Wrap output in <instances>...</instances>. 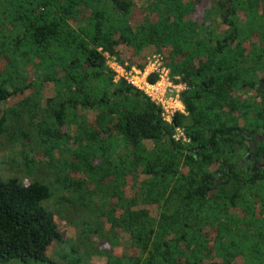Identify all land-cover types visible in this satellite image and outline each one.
<instances>
[{"label":"trees","instance_id":"trees-1","mask_svg":"<svg viewBox=\"0 0 264 264\" xmlns=\"http://www.w3.org/2000/svg\"><path fill=\"white\" fill-rule=\"evenodd\" d=\"M261 1L0 0V136L39 151L38 162L64 147L71 172L59 179L82 195L80 216L76 203H55L72 239L43 205L46 185L0 181V264H264V170L223 161L251 147L244 133L264 135V92L260 103L237 96L264 70V43L247 54L233 41L264 38ZM104 53L138 68L161 54L187 86L186 115L165 123L114 81ZM177 127L188 142L172 138ZM94 188L99 203L85 201Z\"/></svg>","mask_w":264,"mask_h":264},{"label":"rangeland","instance_id":"rangeland-1","mask_svg":"<svg viewBox=\"0 0 264 264\" xmlns=\"http://www.w3.org/2000/svg\"><path fill=\"white\" fill-rule=\"evenodd\" d=\"M150 55H152V53H149V56ZM3 63V59L0 58V65ZM42 94L44 96L51 95V88L49 87L47 89H43ZM71 130L72 127L70 131ZM21 144V140L11 139L8 135H6V133H3L0 136V181L4 182L8 179H14L23 185H27L32 182H40L46 185L51 192V197L44 201L43 205L54 215L55 220L59 223L63 230H65L66 234L70 238L74 239L76 231L75 227L68 221L59 219L57 215L58 210L55 206V203L59 202L60 199H64L65 201L76 203L77 206L74 210H72L73 215L79 214L80 216L82 212L80 206H78L81 204L82 195H78L76 197L73 196L69 190L65 189L62 184V180L59 179L60 177L68 176L71 172V168L62 162L63 158L67 156V154L63 152L64 147L60 146L59 148H56L53 151L52 158L49 157L46 158V160L38 162L36 160V153H39V151L35 149L23 151ZM121 150L122 148L120 151ZM93 190L94 193H91V196H87L85 201L90 202L92 197V201L94 203H99L100 199L98 193L95 192L96 188ZM92 238L97 242L96 237L92 236ZM121 242L125 247H127V242L124 238ZM97 244L100 245L99 248L101 249L108 248L109 246L106 240H103L101 244L97 242ZM91 260L93 263H96L98 261H102L103 258L92 257Z\"/></svg>","mask_w":264,"mask_h":264},{"label":"built area","instance_id":"built-area-1","mask_svg":"<svg viewBox=\"0 0 264 264\" xmlns=\"http://www.w3.org/2000/svg\"><path fill=\"white\" fill-rule=\"evenodd\" d=\"M104 57L106 65L114 73V81L123 80L142 92L159 108L160 117L165 123L170 124L176 114L186 115L181 96L187 86L185 83L173 81L161 54L154 53L147 57L143 68L120 63L116 57L108 53H104ZM151 76L157 78L151 81ZM172 138L175 141L188 142L183 127H177Z\"/></svg>","mask_w":264,"mask_h":264},{"label":"flooded vegetation","instance_id":"flooded-vegetation-1","mask_svg":"<svg viewBox=\"0 0 264 264\" xmlns=\"http://www.w3.org/2000/svg\"><path fill=\"white\" fill-rule=\"evenodd\" d=\"M218 1V0H214ZM226 2V0H223V4ZM263 2L259 0L257 2V6L260 8L261 6L258 4H262ZM223 6H226L224 4ZM240 6V5H239ZM239 6H237L234 9V21L236 25H238L239 28H243L244 25H247L248 21V13L244 14L242 11L239 10ZM261 11L259 12V14ZM221 17H224L221 15ZM221 18H219L220 20ZM222 20V19H221ZM223 30L227 31L229 26L226 24H222ZM253 34H250L249 37H236L233 41L234 43H245L249 45L248 50L246 51L247 54L251 52L252 45H262L264 43V38H261L259 34H256V32H252ZM224 43L227 42L226 39L223 40ZM253 77L251 80H255L257 82L254 83L253 88L249 87H242L238 90L237 96L239 101H247L251 100L256 103H260L262 101V97L260 95V92H264V70H255L253 72ZM246 135L247 139L249 140L251 147L245 148V149H239L237 148L238 152L231 156V154H228L227 156L229 158L223 159L225 164H228L232 167L225 166V170H233L237 172H255L258 173L261 170H264V147L258 149V146L261 144H264V135L261 133H244ZM248 141H244L245 144L249 145ZM231 156V157H230Z\"/></svg>","mask_w":264,"mask_h":264}]
</instances>
